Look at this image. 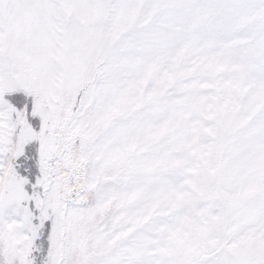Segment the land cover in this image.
I'll list each match as a JSON object with an SVG mask.
<instances>
[{"label":"snow or ice","instance_id":"6c2138e0","mask_svg":"<svg viewBox=\"0 0 264 264\" xmlns=\"http://www.w3.org/2000/svg\"><path fill=\"white\" fill-rule=\"evenodd\" d=\"M0 264H264V0H0Z\"/></svg>","mask_w":264,"mask_h":264}]
</instances>
